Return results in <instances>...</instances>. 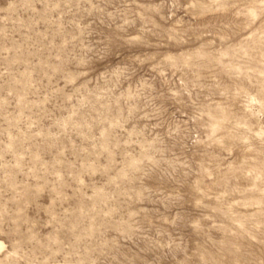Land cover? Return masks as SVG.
Listing matches in <instances>:
<instances>
[{
    "label": "rangeland",
    "instance_id": "obj_1",
    "mask_svg": "<svg viewBox=\"0 0 264 264\" xmlns=\"http://www.w3.org/2000/svg\"><path fill=\"white\" fill-rule=\"evenodd\" d=\"M0 264H264V0H0Z\"/></svg>",
    "mask_w": 264,
    "mask_h": 264
},
{
    "label": "bare ground",
    "instance_id": "obj_2",
    "mask_svg": "<svg viewBox=\"0 0 264 264\" xmlns=\"http://www.w3.org/2000/svg\"><path fill=\"white\" fill-rule=\"evenodd\" d=\"M4 246L3 242L0 241V249Z\"/></svg>",
    "mask_w": 264,
    "mask_h": 264
}]
</instances>
